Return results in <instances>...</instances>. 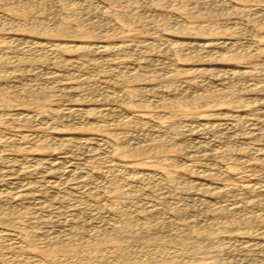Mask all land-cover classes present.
<instances>
[{
	"label": "rangeland",
	"instance_id": "rangeland-1",
	"mask_svg": "<svg viewBox=\"0 0 264 264\" xmlns=\"http://www.w3.org/2000/svg\"><path fill=\"white\" fill-rule=\"evenodd\" d=\"M74 231L129 254L47 242ZM19 263L264 264V0H0V264Z\"/></svg>",
	"mask_w": 264,
	"mask_h": 264
},
{
	"label": "bare ground",
	"instance_id": "bare-ground-1",
	"mask_svg": "<svg viewBox=\"0 0 264 264\" xmlns=\"http://www.w3.org/2000/svg\"><path fill=\"white\" fill-rule=\"evenodd\" d=\"M182 43V42H181ZM187 46V45H186ZM71 48V47H70ZM75 48V47H74ZM117 48V47H116ZM63 49H64V47H63ZM66 49V48H65ZM73 49V48H72ZM76 49V48H75ZM69 50V49H68ZM67 49L66 50H63V51H68ZM71 51V50H70ZM228 54V53H227ZM246 54V53H245ZM230 55V57H231V53L229 54ZM221 56H224V55H221ZM228 56V55H227ZM227 58V57H226ZM229 58V57H228ZM228 73V72H227ZM137 74V73H136ZM232 74V73H231ZM219 92H216V93H214L215 95H213V96H221V97H224L223 96V89L220 91V90H218ZM226 91V90H225ZM224 91V92H225ZM230 90H228L227 91V93L229 92ZM26 92V91H25ZM27 92H28V90H27ZM30 93V92H29ZM227 93H225L224 95H226ZM213 94V93H212ZM90 113V112H89ZM236 125V124H235ZM112 145V144H111ZM114 146H116V145H114ZM113 146V147H114ZM116 148H117V146H116ZM114 149H115V147H114ZM140 152V151H139ZM95 166V165H94ZM100 170V169H99ZM103 171V170H102ZM98 172V171H97ZM113 180V179H112ZM113 183V182H112ZM113 185H114V183H113ZM106 186V185H105ZM121 187V186H120ZM97 191V190H96ZM101 192V191H100ZM110 192V191H109ZM93 194V193H92ZM93 196V195H92ZM220 211V210H219ZM4 214V213H3ZM8 215V214H7ZM126 216V215H125ZM110 222V221H109ZM109 222H106V223H109ZM112 224V223H111ZM109 225H110V223H109ZM116 225V224H115ZM117 225H119V224H117ZM127 225V224H126ZM108 226V225H107ZM113 226H114V224L112 225V229H115L114 231H116V232H119L120 231V228L122 227V226H116L115 228H113ZM110 231H111V229H110ZM113 231V230H112ZM75 232H77V231H74V232H72L71 233V235L69 234V237L66 239L67 240V243L68 244H62V242H61V240L58 238H54V239H49V240H47V242L50 244V245H57L58 244V247L59 248H57L58 249V251L60 252V250H63L64 251V258H71V257H74L72 260L74 261V259H75V256L77 255V256H79V252L80 251H82V252H84L83 253V255L85 254V256H88L87 257V260H88V258L89 257H94V259L95 258H105V257H114V258H118L119 259V261H120V259L121 260H124L123 258L127 255V253L125 254V253H122L119 249V251H120V253L118 252V250L116 249V248H118V241H116V238H114L113 236H109V237H107V238H104V239H100L101 241H97V242H95V241H93V240H91V239H88V240H84V241H82V240H80V241H82L83 243H81L80 241H79V239L78 238H80V237H78L79 236V234L78 233H75ZM102 232V231H101ZM70 233V232H69ZM85 233V232H84ZM8 234V233H7ZM95 234H99V231L97 230L96 232H95ZM114 234V233H113ZM84 235V234H83ZM94 235V234H93ZM32 236V235H31ZM19 237V236H18ZM116 237V236H115ZM21 238V237H20ZM82 238H83V236H82ZM29 239V238H28ZM25 240V239H24ZM65 240V239H64ZM65 240V241H66ZM197 240V239H196ZM194 241V240H193ZM200 241H201V239H200ZM29 242V241H28ZM46 242V243H47ZM70 242L72 243V244H75V243H78V242H80V246H78L79 247V249L78 248H76V249H78V250H74L73 248L72 249H68V251H66V249L65 248H67V246H70ZM30 243V242H29ZM121 243V242H120ZM198 243V242H197ZM18 244V243H17ZM60 244V245H59ZM62 244V245H61ZM194 244V243H193ZM206 244V243H205ZM65 245H67V246H65ZM104 245H107V246H110V252H108V249H107V253H106V255L102 252L104 249H103V246ZM191 245V244H190ZM209 245V244H208ZM195 246V248L193 249L194 251H198V250H201V246H196V245H194ZM16 247H17V245H16ZM33 247V246H32ZM148 247H150V246H148ZM217 247V246H216ZM20 248V247H19ZM18 248V249H19ZM28 248H29V246H28ZM54 248V247H53ZM56 248V247H55ZM54 248V249H55ZM213 248V247H212ZM17 249V248H16ZM22 249H23V246H22ZM54 249H52V250H54ZM123 249V248H122ZM147 249V248H146ZM149 249V248H148ZM160 249H162V248H160ZM6 250V249H5ZM8 250V249H7ZM51 250V249H50ZM3 251H4V249H3ZM62 251V252H63ZM105 251V250H104ZM185 251V250H184ZM192 251V250H191ZM58 252V253H59ZM94 252V253H93ZM138 252V251H137ZM187 252V251H186ZM145 253V252H144ZM161 253V252H160ZM163 253V252H162ZM191 253H193V252H191ZM190 253V254H191ZM60 254V253H59ZM58 254V255H59ZM82 254V253H81ZM129 254V253H128ZM140 254V253H139ZM57 255V256H58ZM83 255H80V256H83ZM196 255V254H195ZM52 256H54V255H52ZM76 256V257H77ZM136 256V255H135ZM107 257V258H108ZM57 258V257H56ZM55 258V259H56ZM126 258V257H125ZM42 259V258H41ZM58 259V258H57ZM56 259V260H57ZM93 259V258H92ZM92 259H90V260H92ZM23 260V259H22ZM43 260V259H42ZM48 260H50V259H47V261ZM52 260V259H51ZM56 260H54V261H56ZM60 260H61V258H60ZM64 259L62 258V261H63ZM67 260V259H66ZM69 260V259H68ZM76 260V259H75ZM84 260H85V258H84ZM89 260V261H90ZM96 260V259H95ZM108 260V259H107ZM116 260V259H115ZM100 261V260H99ZM104 261H106V260H104ZM126 261V260H125ZM24 262V261H23ZM49 262V261H48ZM91 262V261H90ZM89 262V263H90ZM13 263V262H12ZM33 263H36V261L35 262H33ZM57 263V262H56ZM100 263V262H99ZM103 263V262H102ZM110 263H111V261H110ZM20 264V263H19ZM32 264V263H31ZM48 264H50V263H48Z\"/></svg>",
	"mask_w": 264,
	"mask_h": 264
}]
</instances>
